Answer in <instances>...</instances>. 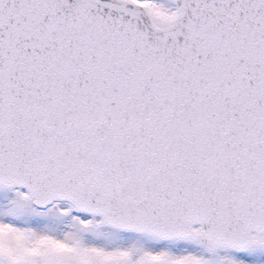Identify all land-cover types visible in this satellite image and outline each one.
<instances>
[{"label":"snow or ice","instance_id":"obj_1","mask_svg":"<svg viewBox=\"0 0 264 264\" xmlns=\"http://www.w3.org/2000/svg\"><path fill=\"white\" fill-rule=\"evenodd\" d=\"M0 264H264V0H0Z\"/></svg>","mask_w":264,"mask_h":264}]
</instances>
